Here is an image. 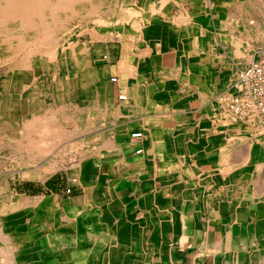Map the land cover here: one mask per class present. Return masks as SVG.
<instances>
[{
  "label": "bare ground",
  "instance_id": "obj_1",
  "mask_svg": "<svg viewBox=\"0 0 264 264\" xmlns=\"http://www.w3.org/2000/svg\"><path fill=\"white\" fill-rule=\"evenodd\" d=\"M171 1L181 5L185 0H139L128 7V15H122L119 13L120 4L126 3L127 6L128 0H0V59L7 64L0 79V132L5 135L6 146L11 148L12 161L22 168L19 175L26 178L44 179L58 169L77 166L87 198L97 202L93 207L88 206L83 214L75 215L74 224L56 225L51 206L53 197L44 195L32 200L16 191L11 192L6 177L2 175L0 205L11 201L32 208L27 229L30 234L18 233L24 246L30 248L35 240L44 236L50 240L56 237L58 251L52 250L54 244L50 241L49 246L38 252L27 251L25 258L19 254L24 249L20 245L14 247L16 238L1 235L6 231L19 232L21 228L9 227L0 216V264H45L49 259L55 264H65L69 260L70 248L88 245L93 246L96 254L89 256L86 264H129L125 255L134 256V244L122 247L121 240L112 234H95L102 227L106 228L103 225L105 217L123 214L122 208L120 212L110 207L114 204L113 193L104 186L103 175L119 162L144 165L146 158H149L151 168L166 167L162 162L167 160L162 159L168 152L166 138H174L172 151L181 155L189 147H195L200 148L201 153L213 156L221 153L225 162V157L230 156L228 153L237 150L246 155L229 160L233 168L250 163L257 168L262 166L259 157L252 159L251 156L264 153V110L252 91L256 86L253 87L249 78L243 76L244 70L254 61L241 67L257 48L259 36L255 35L262 34L261 22L255 18L246 21V18L242 35L233 34L228 29L225 32L223 28L228 23L225 21L211 33L201 10L192 15L180 10L179 15L172 16L170 21L159 17L161 22L153 23V15L160 14ZM136 15L141 18L139 22L134 18ZM131 18L129 27H133L135 33L117 36L122 49L120 62L115 66H101L98 71L91 68L89 44L92 40H100L104 34H91L87 28H81L85 21L94 19L93 22L100 25L124 26ZM70 21L78 23V34H73ZM71 34L75 36L73 42L68 39ZM223 35L226 36L224 45L229 50L217 51L221 46L217 41ZM260 39L264 41V36ZM170 45L173 51L167 50ZM15 52L17 55L13 56ZM230 54L240 64L237 65ZM110 75L118 76L115 83L118 90L111 89ZM232 91L245 94L240 97L238 107L233 105ZM52 92L58 95L56 101L50 103L48 99ZM202 94L208 98L209 104L214 102L212 115H202L192 122L189 115L202 111ZM66 100L74 104L75 112H69ZM217 101L221 106H217ZM179 115L181 119H178ZM60 120L72 121L76 129L83 127L81 132L86 134L72 139L75 144L71 145L73 154L69 157L64 156L66 158L61 160L50 156L48 161L47 158L42 161L61 141L60 137L65 136L60 125H56ZM70 136L68 138L73 137ZM195 138L201 139L196 143ZM234 144L237 149H230ZM93 217L101 224L96 222L91 226Z\"/></svg>",
  "mask_w": 264,
  "mask_h": 264
},
{
  "label": "crops",
  "instance_id": "obj_2",
  "mask_svg": "<svg viewBox=\"0 0 264 264\" xmlns=\"http://www.w3.org/2000/svg\"><path fill=\"white\" fill-rule=\"evenodd\" d=\"M205 98L201 109L209 105ZM173 139L166 138L168 152L162 158L169 169L151 168L146 158L144 165L119 162L106 170L103 183L114 202L110 207L122 208L123 214L105 217L106 228L95 234H112L122 247L134 244V256L125 255L129 264H264V153L251 156L261 159L260 168L251 163L233 168L229 160L246 154L236 150L224 162L221 153L213 156L189 147L181 155L172 151ZM195 139L198 143L201 138ZM96 222L101 224L93 217L91 226ZM94 250L91 245L72 247L65 264H86Z\"/></svg>",
  "mask_w": 264,
  "mask_h": 264
},
{
  "label": "rangeland",
  "instance_id": "obj_3",
  "mask_svg": "<svg viewBox=\"0 0 264 264\" xmlns=\"http://www.w3.org/2000/svg\"><path fill=\"white\" fill-rule=\"evenodd\" d=\"M128 1H129V3L127 6H126V3H125V5H124V3L120 4L119 13H121L122 15H126V14L128 15V11H127V9H129L128 7H130L132 3H138L139 2V0H128ZM260 3L262 4V6ZM258 4H260V5H258ZM200 5H201V9H198V7ZM167 8H166V6H164L162 9L163 13H165V14H163V13L161 14L162 11L160 12V14L157 12L159 15L157 13H155V15H153L154 20L152 22L153 23H158V22L160 23L161 22L160 18H162V17H163L162 19L164 21H166V20L170 21L171 20L170 18H172V16L174 17L175 15H177V16L179 15L180 10H182L183 13L186 15L187 14L192 15V14H194L193 12L201 10L202 16L205 17V23L207 24L208 29L211 33H213L215 31V28H217V26L219 25L220 22L222 25H224L226 22H228L229 25L227 23V24H225L226 26H224L225 28H223L225 32H228V30L229 31L231 30L232 32H234L233 34H236V35L241 34L242 35L245 31L244 30L245 29V22L249 21V19H250V21H251V19L254 20V18H255L256 21L261 22L260 25L263 28V30H261L262 34L260 33L259 35H255V36H259L258 40H256V42L257 41L258 42L255 45L257 48L253 49V51L250 53V56H252V57L251 58L248 57L246 59V61L244 63H242L243 65L241 67H243V66L246 67L252 61L255 62L256 60L259 59L260 56H262L261 53L264 54V49H263L264 48V41L262 39H260L262 35L264 36V26H263L264 25V22H263L264 21V0H185L184 2H182L181 5H176L171 1L167 5ZM231 9H232V11H234L235 17L232 15L233 12L231 11ZM244 9H245V11H244ZM231 12H232V14H231ZM239 12H241V14H238ZM242 12H243V14H242ZM247 12H249V13L247 14ZM260 14H262V15H260ZM227 15L228 16L230 15L229 16L230 18H228ZM231 15L233 16V19H231V17H232ZM249 15H252V18H250L251 16L249 17ZM226 16H227V18H226ZM236 16H241V17H236ZM260 16H262V17H260ZM134 18L137 19L138 22L141 19L139 15L134 16ZM234 18H236V20ZM237 18H239V19H237ZM220 19H222V20H220ZM240 19L242 20L241 22H240ZM245 19H246V21H245ZM93 20L94 19L86 20L85 21L86 23L81 28H87L88 29L87 31L91 34L96 33V32L98 34H101V35L104 34L103 35L104 36L103 41L101 40L103 38V36H102V38L100 40H96V41L92 40L89 44L90 55H91L90 67L93 69H96L98 71V68L101 66H109V65L115 66L120 62L122 49H121L120 42L119 41L117 42V40H118L117 36L118 35L123 36L125 34L128 35L130 33H135V30L133 31V29H132L133 27H129L132 18L130 19V21L128 20V22H126L127 25H124V26H119L118 24H116V25L115 24H111V25L102 24V25H100L96 21L93 22ZM224 21H225V23H224ZM242 23H243V25H242ZM77 24L78 23H76V22H72V21L69 22L70 28H73V34H75V33L78 34L77 29H76ZM215 25H216V27H215ZM121 30H122V32H121ZM109 33H111V34H109ZM115 33H116V36H115ZM106 34H107V36H105ZM255 36H253V37H255ZM68 39L70 40V42H73L75 40V36L71 34V36L68 37ZM105 39H107V40H105ZM113 39H116V40L113 41ZM255 39H257V37ZM217 42L219 44H221V46L218 48L219 50H217V51H222V49L229 50V47L224 45L226 42V36L225 35H223L222 38ZM222 46H223V48H222ZM31 48H33V47H31ZM262 49H263V51H262ZM167 50L173 51L172 45L168 46ZM14 54L17 55L16 52L13 53V56H15ZM230 57H232L231 59H234V61L236 63L238 62L237 65L240 64L239 61L235 60V58L231 54H230ZM0 62H1L0 63V65H1L0 66V77H1L0 79H2L4 76L3 71H5L4 67L7 64L4 62L3 59H0ZM247 62H248V64H247ZM235 72H236V68H235ZM113 77H114V79H113ZM109 79H111V81H110L111 85H112L111 89L112 90H115V89L118 90V88L115 84L117 79H118V76L117 75H112V76L110 75ZM57 95H58L57 92H52L50 94V97L48 99L50 101V103H52V101H54V100L56 101ZM244 95L245 94L241 91L240 92L232 91L231 92V98L234 99L233 105L236 104L235 106L238 107L241 104V101H239V100ZM114 96L115 95L112 94V97H114ZM201 96H202V99L204 101L206 98L203 96V94ZM236 99H237V101H236ZM117 101H118V99L116 100V102ZM205 101H207V99ZM66 103H67V107H69V109L71 110L69 112H73V111L75 112L74 104L69 103L68 100H66ZM212 103H214V102H212ZM212 103L209 104L207 106V108L202 109V111L190 114L189 119L191 118L190 120L192 122H195L202 115L211 117L212 109H213ZM80 105H82V104H80ZM217 106H221V104L218 101H217ZM179 118H180V115H179ZM56 125H60L59 128L61 131H63V133L66 137L62 135L60 137V138H62L61 139L62 142L59 141L58 143H56L54 145L55 147L51 148V153H47V155L44 156L42 161H44L46 158H47L46 160L48 161L50 156H52V157L56 156L57 159L59 158L61 160L65 159L67 156L69 157V154L70 155H71V153L73 154V152L71 151V145L75 144V141H72V139L74 140V138H82V136H84V134H86V133H84V131L81 132V129L83 127H79L80 130L76 129L77 127L74 126L72 121L63 122L62 120H60L56 123ZM100 129H103V128L101 127ZM76 130L78 132L74 133V132H76ZM87 130H90V129H85V131H87ZM214 130L218 131L219 129H214ZM70 135L73 137H71ZM69 136L71 138H68ZM5 142H6L5 135H3V133L0 132V177L2 175H4L6 177L5 181L8 183L10 191L11 192L16 191V193L18 195L26 196L32 200L33 199L36 200L35 198H38V197H41L44 195L47 197H53V202H52L51 206H52V208H54L53 219L56 222V225L64 226L66 224H70V225L74 224L76 222V218H77L75 215H77L78 213L83 214V212H86V210L89 209V207H91V206L93 207L97 203V202L92 201V199L90 200V198L89 199L87 198V196H86L87 191L84 188V185L82 184L81 178H80V168H78L77 166L69 167L66 169H58L56 172L52 173L51 176H48L47 178H44V179H40V178H36V177L35 178L21 177L19 175V172H22V170H19V169H22V168L18 167L16 165L15 161L14 162L12 161L14 157L10 156L11 155V148L7 147L6 146L7 143H5ZM238 144L241 145L240 143H238ZM230 149H233V150L237 149V145L234 144L233 148H230ZM64 156H66V157H64ZM42 161L40 163H42ZM11 172H13V173H11ZM84 199H86V201ZM84 201H85V203H84ZM78 204H79V206H76ZM82 205H84V206L86 205L87 208H86V206L84 207ZM81 206L84 208V209L82 208L83 210L80 208ZM14 208H15V210H14ZM17 212L19 213V215ZM31 212H32V208H30L29 206H27V207L23 206L22 207V204L14 203V202L12 203L11 201H8L7 205H0V216H2L1 218H3L6 221V225H8L9 227L13 226L16 229L21 228V231L19 230V232H16L15 230L12 232L6 231V232H2L1 235H6L7 237L11 236L12 238L14 237L13 240L16 238L15 240L17 242L14 243V247L20 245V247L23 248L24 250L21 251L19 254L23 255L24 257L26 256L27 251H29V252L37 251L38 252L40 247L49 246L50 241H52V243L54 244L53 240H50L49 237H46V238H44L45 240H43L42 238L35 240L34 244L30 248L28 246L27 247L24 246L25 244H24L23 240L20 237H18V233L22 234L24 232L27 235L30 234L29 231L27 232V229H29V227H30L28 224L30 222V218H31L30 213ZM7 215H9V217H7ZM8 221H12V223H8ZM90 224H91V222H90ZM9 238H7V239L9 240ZM2 240H3V242H6V239L5 240L2 239ZM12 246L13 245H11V247ZM54 246L55 245H53V247H52L53 249H55ZM18 257L20 260H23V259H21V256H18ZM48 263L51 264V262H48ZM19 264H21V263H19ZM31 264H33V263L31 262Z\"/></svg>",
  "mask_w": 264,
  "mask_h": 264
},
{
  "label": "built area",
  "instance_id": "obj_4",
  "mask_svg": "<svg viewBox=\"0 0 264 264\" xmlns=\"http://www.w3.org/2000/svg\"><path fill=\"white\" fill-rule=\"evenodd\" d=\"M252 74H256V75L258 74V75L252 78L251 77ZM243 76L249 78L248 80H250V83L253 87L256 86L254 89H252V91L253 93L254 92L256 93L257 97L260 100V104L263 106V110H264V54H262V56H260L258 60L252 63V65L249 68L244 70ZM257 77H259V79L253 81Z\"/></svg>",
  "mask_w": 264,
  "mask_h": 264
}]
</instances>
